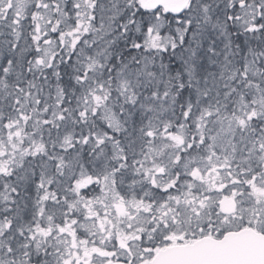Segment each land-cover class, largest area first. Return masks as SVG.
I'll list each match as a JSON object with an SVG mask.
<instances>
[{"label": "snow or ice", "instance_id": "1", "mask_svg": "<svg viewBox=\"0 0 264 264\" xmlns=\"http://www.w3.org/2000/svg\"><path fill=\"white\" fill-rule=\"evenodd\" d=\"M0 264H264V0H0Z\"/></svg>", "mask_w": 264, "mask_h": 264}]
</instances>
